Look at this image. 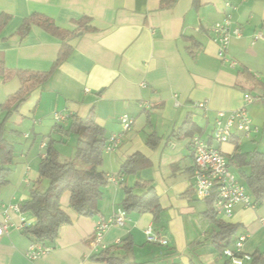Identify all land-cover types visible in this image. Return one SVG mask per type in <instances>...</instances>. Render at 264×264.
Returning <instances> with one entry per match:
<instances>
[{
    "label": "crops",
    "instance_id": "crops-1",
    "mask_svg": "<svg viewBox=\"0 0 264 264\" xmlns=\"http://www.w3.org/2000/svg\"><path fill=\"white\" fill-rule=\"evenodd\" d=\"M33 14L70 32L65 43L71 50L46 81L29 90L7 122V129L17 133L6 134L14 156L8 183L0 188V218L7 222L0 237V264H104L94 257L102 250L92 241L95 224L117 214L124 188L143 194L137 183L152 187L158 196L163 228L155 233L168 245L147 242L144 230L157 229L151 214H126L124 225L111 226L101 240L116 256L143 264H249L253 253L264 251V201L255 207L236 204L230 217L217 215L237 228L226 249L234 251L237 238L246 235L240 257L231 259L212 245L210 235L218 228L205 217V202L195 196L190 144L198 136L227 162L236 147L240 153H264V38L252 44L255 33L264 34V0H0V15L7 17L0 31V60L9 71L0 77V120L8 97L32 84L15 72H49L63 43L38 26L21 38L17 30ZM227 15L240 36L230 40L223 60L210 29ZM82 18L90 20L92 31L75 32ZM245 94L253 98L251 104L244 102ZM241 108L256 130L249 137L235 133L226 143L214 142L217 113ZM91 109L106 141L121 135L117 149L103 152L99 168L117 181L101 188L98 213L91 217L78 216L65 192L60 205L71 223L60 227L52 248L30 261L26 252L31 241L20 229L34 218L8 206L21 205L32 188L45 189L38 165L50 137L58 141L59 161L72 152L66 148L75 151V141L74 147L68 145L74 137L60 136L53 127L67 128L71 115L84 118ZM122 115L133 120L125 132ZM187 121L193 129L180 130ZM150 138L156 139L153 148L147 144ZM135 154L147 166L122 174L121 165ZM229 171L253 200L239 170L229 166ZM125 241L131 243L130 251L120 249Z\"/></svg>",
    "mask_w": 264,
    "mask_h": 264
},
{
    "label": "trees",
    "instance_id": "trees-1",
    "mask_svg": "<svg viewBox=\"0 0 264 264\" xmlns=\"http://www.w3.org/2000/svg\"><path fill=\"white\" fill-rule=\"evenodd\" d=\"M7 17L0 15V31L6 23ZM90 20L82 18L77 23L76 33L92 31ZM31 26L43 27L49 34L60 39L63 43L57 55L52 69L46 73H32L28 71H16L15 75L21 80L32 81L31 85H22L20 90L8 97L1 105L3 117L0 120V188L8 183L11 172L12 158L14 156L13 144L6 138V134H15L16 131L7 129L10 117L18 111L19 106L25 101L29 90L36 84H41L48 79L51 71L61 64L70 52V47L65 43L71 35L70 32L49 23L43 16L38 14L25 18L17 30L22 38L30 30ZM74 32V33H75ZM9 71L0 60V77H5ZM264 104V95L262 97ZM69 125L63 128L55 125V133L64 137L75 138V151L68 161H59L58 152L54 148L55 141L49 138L46 144V155L38 165L39 183L45 182V189H30L28 199L18 205L21 214H28L34 218L33 223L23 225L20 229L22 235L26 236L31 243L39 244L44 248H52L58 238L61 226L71 223L70 217L61 209L60 199L65 192H69V207L80 217H91L98 213L97 203L101 196V188L107 183V176L99 170L102 164L106 138L104 130L97 125L93 109L81 118L77 115L69 117ZM193 123L187 121L180 130H192ZM191 132L186 133L190 135ZM153 139H148L147 144L153 148L156 144ZM60 142V141H59ZM147 162L138 154L129 157L121 165L122 174H133L139 169L147 166ZM228 166H235L240 173L247 189L252 195L255 205L264 201V153L254 151L252 153H240L236 147L234 155L228 160ZM244 170H247L246 174ZM136 184V188H143V194L138 195L133 189L124 188V200L121 209L126 214L149 213L158 233L163 227L161 225L162 208L158 196L152 187ZM206 204L205 217L218 228L217 232L210 235L212 245L216 250L223 251L233 243L237 228L226 224L217 218L213 209V199L203 200ZM162 227V228H161ZM124 251H130L131 243L126 241L120 247ZM240 257L239 254H235ZM96 260L104 264H143L126 261L116 256L111 248L102 249L94 256ZM249 264H264V251H256L249 258ZM190 264H196L190 262Z\"/></svg>",
    "mask_w": 264,
    "mask_h": 264
},
{
    "label": "built area",
    "instance_id": "built-area-1",
    "mask_svg": "<svg viewBox=\"0 0 264 264\" xmlns=\"http://www.w3.org/2000/svg\"><path fill=\"white\" fill-rule=\"evenodd\" d=\"M226 6H229V3H226ZM210 31L218 44V57L225 60V50L232 38L240 36V30L237 27H232L231 16L227 15L221 22L212 26ZM263 38L264 34L261 31L255 33L252 37V44H255ZM231 64L233 65V63ZM244 102L246 104H251L253 98L249 94H245ZM198 107L203 108L204 103L198 104ZM119 120L123 132L128 131L133 125V120L127 115H122ZM254 130L256 129H253L251 119L245 108L230 113L218 112L215 127L212 132V140L217 144H222L228 142L235 133L242 134L244 137H249ZM120 136L121 135H114L108 138L104 151L111 152L117 149L120 145ZM190 144L192 146L194 159V167L192 170V178L194 180L193 189L197 199L202 201L213 199V209L215 213L225 217L231 216L232 208L236 204H242L245 207H255L246 189L229 171L226 157L218 149L207 145L198 136L192 137L190 139ZM107 180L111 182L117 181V179L112 176L107 177ZM8 209L19 211L17 205H9ZM125 219L126 213L122 209H120L116 215L108 219L99 218L95 224L92 235L93 244L98 245L100 249H105V247L101 245L103 234L111 226H123ZM262 223L264 224V221H262ZM6 232L7 222L5 219L0 218V237ZM144 235L147 242L156 243L161 246L168 245V240L165 237L158 236L151 227L144 230ZM245 239L246 235L239 236L234 243V251L225 249L223 254L231 259H236L237 257L235 254L240 253ZM48 249L49 248H44L39 244L31 243L26 252V258L30 261H36L43 256Z\"/></svg>",
    "mask_w": 264,
    "mask_h": 264
},
{
    "label": "rangeland",
    "instance_id": "rangeland-1",
    "mask_svg": "<svg viewBox=\"0 0 264 264\" xmlns=\"http://www.w3.org/2000/svg\"><path fill=\"white\" fill-rule=\"evenodd\" d=\"M71 139V142H69L68 143V145L70 146V145H72V146H70V147H74V138H70ZM72 143V144H71ZM66 149H69V151H72V152H70L69 154V156H67L65 159H62V161L61 162H65V161H68L69 159H71L72 158V156H73V152H74V148H66Z\"/></svg>",
    "mask_w": 264,
    "mask_h": 264
}]
</instances>
